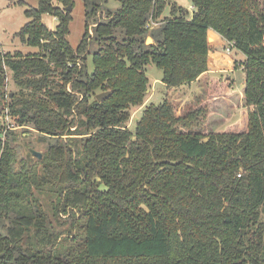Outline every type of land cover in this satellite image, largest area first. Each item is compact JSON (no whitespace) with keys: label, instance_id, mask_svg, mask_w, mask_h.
Returning a JSON list of instances; mask_svg holds the SVG:
<instances>
[{"label":"trees","instance_id":"trees-1","mask_svg":"<svg viewBox=\"0 0 264 264\" xmlns=\"http://www.w3.org/2000/svg\"><path fill=\"white\" fill-rule=\"evenodd\" d=\"M37 1L17 36L38 52L0 54V115L14 121H0V264H264V0H191L193 13L170 0H114L92 38L91 73L89 16L111 0H84L77 49L74 0ZM168 6L155 38L149 23ZM211 31L247 57L241 90L212 78L187 112L151 104L132 131L146 67L161 69L168 89L192 84L210 70ZM7 70L18 93H6ZM238 109L245 115L229 124ZM20 127L54 141L42 159L19 158ZM60 212L78 223L68 236Z\"/></svg>","mask_w":264,"mask_h":264},{"label":"rangeland","instance_id":"rangeland-1","mask_svg":"<svg viewBox=\"0 0 264 264\" xmlns=\"http://www.w3.org/2000/svg\"><path fill=\"white\" fill-rule=\"evenodd\" d=\"M20 2H23L20 4ZM177 3L178 6L187 8L191 13L194 12V6L192 5L191 0H170V5L173 3ZM57 3V2H56ZM101 8H98L97 12L94 15H90V28L89 35L90 39H88L89 47L85 50L84 55L87 57V70L89 73L93 72V60L92 53H94L98 46L94 42L95 39V29L98 27V24L102 22H106L110 19L108 10L116 9L120 3L114 0H111L107 3L101 2ZM60 6L59 3L56 4ZM38 1L37 0H0V54H6L10 52L14 54L18 51H21L24 55L34 54L38 52L37 48H31L27 45L21 43L20 39L17 36V33L20 32L23 27L29 22V19L26 16V10L37 8ZM171 7L168 6L167 11L161 17V21H152L149 23L150 25V35L152 34L155 38H157V31L161 27V22L164 21L170 15ZM87 6L85 5L84 0H74V5L72 7V21L70 23V34L68 36L69 43L77 49L81 45L82 38L85 34L86 30V21H87ZM44 23L50 27L52 30H56V26L58 24V19L52 16H44ZM216 34V33H215ZM209 34V40L211 44L215 46V50L210 54V62L211 67L208 72L209 75H205L202 80L199 79L192 84H187L185 86H181L178 88H170L162 82L163 73L162 70L159 69L154 63H151L146 67V72L148 78L150 80L149 84V93L146 98V103L137 108L133 112L132 118L129 122V127L132 131L135 130L134 123L138 121V119L143 115L145 108L151 104H160L165 100H172L175 102L181 111L187 112L188 107L191 103L196 100L198 96L204 95L210 81L212 78H217L218 80L230 79L231 83L237 90H241L242 82L244 79V63L247 60V57L244 56L238 49L231 46L227 40L223 39L218 34ZM94 36V39H92ZM148 39H151L150 37ZM222 39L224 43L220 41ZM20 88L17 87L13 77L12 72L7 70V87L6 93H18ZM103 93H98V95ZM241 98V97H240ZM242 99V98H241ZM10 98H7L6 103L9 104ZM7 105H5L6 107ZM7 108V107H6ZM245 110V108H242ZM238 109L233 118L230 120L229 124L239 121L242 117V113L245 115V111ZM4 118V119H3ZM6 121L7 125L13 126L12 116L8 113V109H5L1 112L0 121ZM209 122V121H208ZM208 126H205L207 129ZM205 129H200L199 131L204 133ZM16 133L19 134V140L14 143V145L21 146L19 158H28L31 161H34L36 158L30 152L31 149L35 151H39L41 153H46L49 148V144L53 143L52 140L45 135H42L38 131L31 129L30 127H20V129H16ZM206 131V130H205ZM5 138V136H4ZM44 208L48 213L53 215L54 213L50 210L51 203L44 202ZM56 214V213H55ZM59 218H61V222L67 221L65 226L68 229V236L70 232H75L76 229L73 225H78L75 220H72L71 215L64 214L60 212Z\"/></svg>","mask_w":264,"mask_h":264},{"label":"water","instance_id":"water-1","mask_svg":"<svg viewBox=\"0 0 264 264\" xmlns=\"http://www.w3.org/2000/svg\"><path fill=\"white\" fill-rule=\"evenodd\" d=\"M68 10L72 11V6H69L67 8ZM148 44H152V41L151 39H148ZM110 95L109 92H103V94H100L97 96V100L102 102L105 98H107L108 96ZM243 151L244 149H242L239 153V155H242L243 154ZM30 152L32 153V155L35 157V158H38V159H42L43 157V153L39 152V151H35L34 149H31Z\"/></svg>","mask_w":264,"mask_h":264},{"label":"crops","instance_id":"crops-1","mask_svg":"<svg viewBox=\"0 0 264 264\" xmlns=\"http://www.w3.org/2000/svg\"><path fill=\"white\" fill-rule=\"evenodd\" d=\"M117 8H118V7H117ZM212 33L215 34L213 31H211L209 34H212ZM215 35H216V34H215ZM216 36H217V35H216ZM220 41H221V43H222V42L224 43V41H223L222 39H220ZM205 75H209V74L204 73V75L201 76V78H204ZM200 80H202V79L199 78V81H200Z\"/></svg>","mask_w":264,"mask_h":264},{"label":"built area","instance_id":"built-area-1","mask_svg":"<svg viewBox=\"0 0 264 264\" xmlns=\"http://www.w3.org/2000/svg\"><path fill=\"white\" fill-rule=\"evenodd\" d=\"M228 43H230V44H231V46L233 45V47H235V43H231V42H228Z\"/></svg>","mask_w":264,"mask_h":264}]
</instances>
